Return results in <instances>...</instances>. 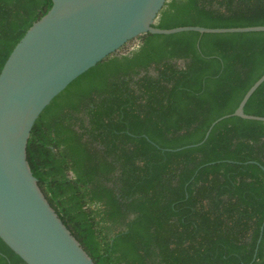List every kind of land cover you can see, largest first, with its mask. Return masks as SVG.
<instances>
[{"label":"trees","instance_id":"trees-1","mask_svg":"<svg viewBox=\"0 0 264 264\" xmlns=\"http://www.w3.org/2000/svg\"><path fill=\"white\" fill-rule=\"evenodd\" d=\"M51 6L0 0V71ZM153 25H264V0H167ZM135 40L35 120L40 190L95 264H264V121L230 115L195 145L264 73V31ZM244 112L264 116V82ZM0 264L26 263L0 238Z\"/></svg>","mask_w":264,"mask_h":264},{"label":"water","instance_id":"water-1","mask_svg":"<svg viewBox=\"0 0 264 264\" xmlns=\"http://www.w3.org/2000/svg\"><path fill=\"white\" fill-rule=\"evenodd\" d=\"M51 1L0 71V238L26 264H95L50 206L27 162V140L39 114L76 77L143 33L255 32L264 31V25L159 28L153 24L167 0ZM262 82L264 73L195 145L230 115L264 121L244 112Z\"/></svg>","mask_w":264,"mask_h":264},{"label":"rangeland","instance_id":"rangeland-1","mask_svg":"<svg viewBox=\"0 0 264 264\" xmlns=\"http://www.w3.org/2000/svg\"><path fill=\"white\" fill-rule=\"evenodd\" d=\"M137 44V40H133L132 41V43L129 45V47L128 46H126V47H128L127 49H126V47L120 52V53H125V52H127V51H129V49H132V47L133 46H135ZM182 62L180 61V63L179 64H181Z\"/></svg>","mask_w":264,"mask_h":264}]
</instances>
